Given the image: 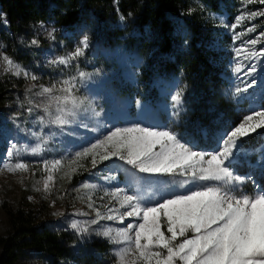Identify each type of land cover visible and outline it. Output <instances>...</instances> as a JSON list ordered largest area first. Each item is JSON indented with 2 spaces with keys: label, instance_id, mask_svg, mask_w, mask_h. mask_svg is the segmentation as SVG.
I'll use <instances>...</instances> for the list:
<instances>
[{
  "label": "rangeland",
  "instance_id": "1",
  "mask_svg": "<svg viewBox=\"0 0 264 264\" xmlns=\"http://www.w3.org/2000/svg\"><path fill=\"white\" fill-rule=\"evenodd\" d=\"M253 11H264V5L258 0L244 5L241 0L230 24V31L233 30L231 25L235 23L237 16L242 12ZM119 21L121 23V20ZM258 21V17L254 20L245 19L237 25L236 33L245 34L240 39H235L236 46L228 65L232 95L243 103V116L264 110V100L261 96L264 91V56L245 59L243 51L240 56L235 52V49L241 48L242 45L251 51L264 49V37L255 46L245 44L264 31V24L257 26L260 22ZM253 25L256 26V31L247 32L246 29ZM0 29L9 34L12 39L10 44H13L10 47L13 54L9 53L11 51H3L0 57L8 56L25 71L37 77L36 80H31L23 75H15L0 59V77H16L24 81V85L15 92L14 98L8 101L5 113L0 111L2 114L0 116V237L10 227L11 212L15 208H22L31 209L36 219L51 220L53 224L68 229L83 245H87L92 238L109 241L98 233L110 228L115 235L116 229L124 227L129 222H137V218H127L123 223L114 220H98L92 223L97 220V210L105 214L107 207H119L118 201L106 193H112L116 189H124L128 195L139 193L143 203L152 206L164 198L187 194L209 183L192 181L190 177L180 174L142 173L118 157L103 162L98 160L96 167H92L89 156L78 162V165H83L82 167L72 165L76 168L75 172H78L79 179L75 184H70L69 180L74 172L67 166V162L75 158L76 152L90 147L116 128L138 124L141 127L160 131H172L182 143L187 144L194 151L214 153L220 147L219 142L225 134L237 126L242 119L229 131L218 132L206 137V140H198L194 137L185 139L177 133V130L164 125H155L152 122L150 117H154L160 104V100L155 99L152 101L149 116L128 122L122 121L124 116L135 115L133 108L135 95L134 92H130V87L137 85L138 74L145 65L142 55L117 42L96 43L91 37V25L77 24L71 29H61L51 22H37L29 25L26 30L11 35L4 14L0 10ZM50 32L51 36H49ZM84 36L88 37V48L85 49L83 56L72 60L67 66L52 63L74 51ZM32 40L38 41V44L33 45ZM238 62L243 67L240 73L234 72ZM253 64L256 65V70L245 75ZM81 71L87 74L83 81L78 77ZM71 76H77L80 86L76 95L85 99L87 110L81 109L75 116L68 117L72 123L61 127L51 123L52 118L44 111L45 106L50 104L48 95H38V93L41 92L42 87L57 85L58 81ZM250 83L252 87L247 88V91L236 92L237 87L243 89ZM108 92L113 93L119 103H124L122 115H118L108 104L105 97V93ZM53 94L60 93L57 91ZM168 95L169 109H172V97L176 93L169 90ZM50 111L55 112L54 105L50 107ZM12 144L17 146L19 155H14L11 163L23 162L28 165V171L9 172L2 169L3 163L7 160L6 153ZM237 145L231 158L230 168L234 176L245 178L243 183L238 185V191L251 195L264 189V135L257 129L249 136L242 137ZM53 160H61L64 167L52 172L54 179L49 182V190L45 191L44 182L48 173L43 169V161ZM152 191L159 193L155 194ZM90 203L92 207H89ZM124 210L120 209L121 212ZM73 223L80 228H87V231L78 232L71 227ZM161 230L165 231L166 235H170L163 222ZM189 235L191 236V233ZM110 243L114 255L122 245ZM109 264H115V256Z\"/></svg>",
  "mask_w": 264,
  "mask_h": 264
},
{
  "label": "trees",
  "instance_id": "2",
  "mask_svg": "<svg viewBox=\"0 0 264 264\" xmlns=\"http://www.w3.org/2000/svg\"><path fill=\"white\" fill-rule=\"evenodd\" d=\"M240 3L241 0H0V10L11 35L37 22H51L61 29L85 24L92 26L91 37L96 43L117 42L142 55L145 65L137 85L130 87L135 95V115L124 116L122 121L149 116L152 101L158 99L156 114L150 117L155 125L175 129L185 139L206 140L229 131L243 117V103L232 95L228 69L237 32L230 31V24ZM258 18L257 26L264 24V16ZM10 43L9 34L0 29V53L11 51ZM23 85L22 79L0 77V111L5 113L8 101ZM169 90L181 95L179 104L172 101V109ZM261 96L264 100V91ZM105 97L122 115L124 103L110 92ZM258 130L264 135V129ZM77 175L78 172L72 174L70 184L76 183ZM32 212L22 208L11 212L10 227L0 237V264L113 261L109 241L92 238L83 245L68 229L51 220L36 219Z\"/></svg>",
  "mask_w": 264,
  "mask_h": 264
},
{
  "label": "snow or ice",
  "instance_id": "3",
  "mask_svg": "<svg viewBox=\"0 0 264 264\" xmlns=\"http://www.w3.org/2000/svg\"><path fill=\"white\" fill-rule=\"evenodd\" d=\"M242 2L248 5L256 0ZM258 2L264 5V0ZM258 16H264V11L242 12L231 28L234 30L245 19L254 20ZM246 31L255 32L256 26L253 25ZM244 34L235 33L234 38L240 39ZM51 35L50 32L49 36ZM262 37L264 31L245 44L255 46ZM31 43L37 45L38 41L32 40ZM87 48L88 37L84 36L74 51L52 63L70 65L72 60L83 56ZM242 51L245 59L264 56V49L251 51L244 45L235 49L237 56ZM0 59L15 75L37 79L8 56ZM242 70V64L238 62L234 72L240 73ZM255 70L256 65L253 64L245 75ZM86 75L79 72L80 81ZM79 86L77 76H71L58 81L57 85L42 87L38 95L49 97L50 104L45 106L44 111L52 118L51 123L62 127L72 123L68 117L75 116L81 109L87 110L85 99L76 95ZM250 87L251 83L243 89L237 87L236 92L247 91ZM57 91L60 94L54 95ZM172 99L179 104L180 93ZM52 105L55 106L54 113L50 111ZM257 129H264V110L243 116L241 122L221 139L220 147L214 153L194 151L172 131H160L138 124L116 128L90 147L76 152L75 158L67 162L72 172L76 171L72 165H78L80 160L89 156L92 167H96L98 160L103 162L118 157L142 173L180 174L190 177L192 181L209 182L187 194L164 198L152 206L144 204L139 193L128 195L124 189L106 193L118 201L119 207L105 205L107 212L101 214L97 210V220L92 223L98 220L123 223L127 218H137V222H129L116 229L115 235L110 228L98 233L110 242L122 245L115 251V264H264V189L251 195L239 192L238 185L245 178L234 176L230 168L234 150L238 147L237 142ZM14 155H19V150L12 144L6 153L7 160L2 169L9 172L28 171V165L23 162L11 163ZM62 167L64 163L61 160L43 161V169L48 173L44 182L45 191L49 190V182L54 179L52 172L59 171ZM228 185L232 187H226ZM89 207H92L91 203ZM120 209L125 210L121 212ZM162 222L170 235L161 230ZM71 227L78 232L87 231V228H80L76 223Z\"/></svg>",
  "mask_w": 264,
  "mask_h": 264
}]
</instances>
